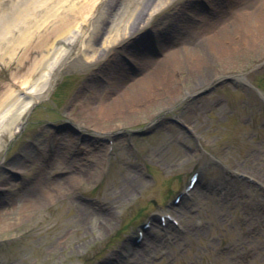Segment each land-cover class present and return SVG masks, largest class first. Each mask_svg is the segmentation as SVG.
I'll return each mask as SVG.
<instances>
[{
    "label": "rangeland",
    "instance_id": "374dc122",
    "mask_svg": "<svg viewBox=\"0 0 264 264\" xmlns=\"http://www.w3.org/2000/svg\"><path fill=\"white\" fill-rule=\"evenodd\" d=\"M86 1L90 12L75 24L73 42L54 37L51 47L63 50L62 57L46 69L50 51L42 67L34 65L42 53L32 45L58 26L69 6L81 8ZM121 2L0 0V121L9 118L17 99L35 102L16 129L0 132V264H264V192L229 175L264 183V87L256 89L264 76V0H214L220 12L207 27L197 24L204 13L190 16L186 9L198 0H172L133 24L115 54H101V29ZM191 19L175 41L156 34L154 48L174 53L201 39L209 43L205 67L198 69L196 56L189 55L157 69L158 58L142 39L171 20L179 30L180 21ZM85 32L100 50L88 61L89 44L79 46ZM216 36L223 52L214 51ZM123 54L132 56L133 67ZM190 61L195 67L188 73ZM151 73L159 74V83L120 101L135 84L155 79ZM229 77L243 84L241 90ZM99 106L110 109L91 117L89 109ZM178 113L190 133L169 120ZM54 138L60 149L51 156ZM108 139L114 143L110 163L104 161ZM195 168L201 177L191 198L169 210L181 230L154 223L143 244L132 245L146 216L167 210L163 203ZM50 182L65 187L40 201L38 193L52 188ZM125 250L131 260L122 263Z\"/></svg>",
    "mask_w": 264,
    "mask_h": 264
},
{
    "label": "bare ground",
    "instance_id": "6f19581e",
    "mask_svg": "<svg viewBox=\"0 0 264 264\" xmlns=\"http://www.w3.org/2000/svg\"><path fill=\"white\" fill-rule=\"evenodd\" d=\"M31 1V0H30ZM48 1V0H47ZM63 1V3L67 2V0H61ZM171 0H122L120 6L117 8L116 12H114V16L109 19V26L105 27L102 30H104V33L102 34V41H101V49L102 52H106L107 50L110 49H115L119 43V40L129 36L131 34L130 29H132L133 24L137 23H141L142 21L145 22L148 19H150L153 15L159 13L162 9H164L165 7H167L170 4ZM90 2L86 1L85 4H83L81 6V8H77L75 5L74 6H69L68 10L66 12H64V16L59 18L58 21V26H53L52 30L50 33H47L45 35H47V39H50V37L52 38L51 43L48 42L47 46L44 44V36H42L40 39H42V42H37L34 45H32L33 50H35V52H40L41 57L38 61H36L34 63V65L38 64V66L42 67L46 62L45 59L49 56V52L51 51V60L50 62H48L44 67L46 69H49L47 67H50L52 64L56 63L63 55L64 51L63 50H53V48L51 47L54 44L55 39L61 37L63 39H67V42L69 44H71L73 42V38H75L76 36V32H78V29L75 27V24H78L79 21L78 19H80L81 14L84 15H88L90 12V8H89ZM264 8V7H263ZM261 9V8H260ZM216 13H219L220 10L219 8H214V11ZM83 15V16H84ZM139 15H143V19H139ZM68 16V17H67ZM19 17V16H17ZM66 17V18H65ZM84 18V17H83ZM209 16L207 15H203L201 16V22L204 23H208L210 22L209 20ZM253 18H255V16H253ZM20 20V18H19ZM208 20V21H207ZM82 22V21H81ZM142 22V23H143ZM74 26V27H72ZM227 29H229L230 27H226ZM75 31V32H74ZM88 32V31H87ZM87 32L84 33L83 37H81L80 39V48H83L85 43H88L90 46L89 52L86 54L85 57V61L91 60L96 58L97 53H99V49H97L95 47L94 43H90L89 40L87 41ZM223 32L222 30H219L216 34L218 35V33ZM55 37V39H54ZM91 34H89V38H91ZM86 39V41L84 40ZM218 36H216L214 38V51L215 52H219L222 51L221 49L223 47H225L224 45H222L223 43L220 44L219 40H218ZM50 43V44H49ZM25 44V43H24ZM209 43H207L206 41H199L198 43H195L194 45H192L191 47H186L184 49H181L177 52H168L164 58L162 60H160L157 64L156 67H158L157 69L160 70H164V68H169L172 64L173 61H177L179 63L184 62L187 57H189V55H195L196 59H194V63H198V69H202L205 67V65L207 64V46ZM230 43L227 44V46H229ZM223 46V47H222ZM226 46V47H227ZM30 49V45L26 46V49ZM229 49V47H227ZM195 49V52L193 53ZM80 50V49H79ZM106 50V51H105ZM206 52V53H205ZM223 52V51H222ZM196 53V54H195ZM205 53V54H204ZM195 58V57H194ZM172 60V61H171ZM182 60V61H181ZM197 60V61H196ZM193 63V62H192ZM194 63L191 64V70H194ZM43 67V68H44ZM188 73H191L190 70L188 69ZM209 74V73H208ZM49 73L46 74V76L48 77ZM150 75H155L156 78H149V79H145L143 82H139V84H135L133 86V88L128 91L122 98H121V102H123V100H128V99H132V97L135 95L138 96V92H140L142 89L145 88V85L149 84V86L152 83H159L160 79H158L157 77L159 76V74L157 73H151ZM31 76V75H30ZM151 76V77H152ZM43 77V76H41ZM206 76H202L201 78L205 79ZM30 79L26 78V81H24V83H27ZM47 81V80H46ZM209 80L203 81V83H208ZM100 94V93H98ZM28 98V97H27ZM6 97L5 99H3V103H5V105H9L11 102H9L8 104H6ZM33 100L29 99L28 100H16L11 106H9V108H13L12 110V114L9 116L8 119H6L7 115H3L0 121V132L4 130V128H7L9 130V127L14 126V128L16 129L18 127L19 121L22 118L23 114L30 109V107L33 105ZM90 103V102H89ZM88 103V104H89ZM17 107L15 108L14 107ZM117 106L122 107L121 104H118ZM6 107V106H5ZM92 107L91 105L88 107L90 108ZM109 106L105 109L104 107H96L94 109H89V114H91V117H100V114L106 113L107 111H109ZM4 119L7 120V122L4 121ZM101 122H103V120L99 119ZM11 131H8V133H10ZM58 149H60L57 146ZM69 181L68 184L72 181V180H67ZM49 184H51L52 188H49V190H42V192L38 193L40 196V201L49 198L50 196H53L54 191H56V193H59L61 191V189L63 187H65L63 184H54L52 182H50ZM67 184V185H68ZM66 185V186H67ZM38 195V196H39ZM34 199V198H32ZM38 199V197L36 198ZM42 199V200H41ZM39 201V202H40ZM131 260V259H130Z\"/></svg>",
    "mask_w": 264,
    "mask_h": 264
}]
</instances>
